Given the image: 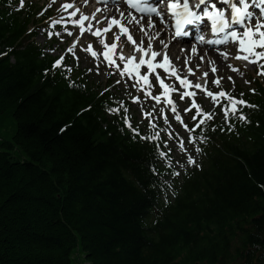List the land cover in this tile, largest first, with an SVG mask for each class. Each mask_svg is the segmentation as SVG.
I'll return each instance as SVG.
<instances>
[{"label": "trees", "instance_id": "trees-1", "mask_svg": "<svg viewBox=\"0 0 264 264\" xmlns=\"http://www.w3.org/2000/svg\"><path fill=\"white\" fill-rule=\"evenodd\" d=\"M34 23L0 0V264H264V89L251 123L201 132L203 165L168 198L157 145L54 69Z\"/></svg>", "mask_w": 264, "mask_h": 264}, {"label": "snow or ice", "instance_id": "snow-or-ice-1", "mask_svg": "<svg viewBox=\"0 0 264 264\" xmlns=\"http://www.w3.org/2000/svg\"><path fill=\"white\" fill-rule=\"evenodd\" d=\"M101 2L107 3V0H101ZM125 2L129 7L135 9L137 12L147 14L155 13L156 16L160 17L161 20L164 19L163 15L161 14V11L157 7L151 5L148 0H125ZM221 3L224 4L226 7L220 8L215 2H211V0H196L194 5L190 3V0H183L182 3L181 0H169L167 10L172 14V19L175 22L174 36L182 37L189 35V33L185 31L186 26H198L202 24L205 19H207V21L211 22V32L217 34V36L223 34V38L206 40L205 36L201 34L197 37L198 41L201 44L206 43L209 45H221L228 43L229 40L233 42L238 41L239 49L242 53H244V55L238 56L237 59H243L253 64L260 60H264V22L258 21L254 28L249 26L253 17V12L250 11L251 7L255 6L256 8H259L261 14H264V0H253V4H249L248 0H239V3H237L236 0H221ZM201 6H204L202 12L199 11L201 9ZM20 7H24V0H21ZM73 7L74 5L71 3L63 5L64 9H71ZM79 11L80 10L77 8L76 11L71 12L69 16L75 17L77 15V12ZM122 17L123 13H121L120 20L112 18L108 24V27L103 29V32L107 33L113 28V26H119L120 32L122 34H127V40L130 41L132 44H136V41L133 39V36L129 31V28L122 23ZM88 19V16L82 15L79 20L73 19L72 23L79 24L81 30L83 31L84 22ZM132 21H135V23L137 24L141 23L140 20H137L135 17H132ZM132 21L129 22L131 23ZM57 23H62V21L53 22L52 27L55 28L57 26ZM149 24L152 27H155L154 22L149 21ZM236 26H240L243 31L241 32ZM91 27L92 25L89 24L88 29L90 30ZM141 29L143 31L142 25ZM56 34L59 35V33ZM49 35H51V33ZM95 35H101V31L97 30ZM159 35V32L155 33V38L158 39ZM151 39L152 37H149L150 41ZM116 40L119 41L120 37L117 36ZM160 43L164 45L165 48L168 47V45L163 40H161ZM104 49L105 50L103 52V57L107 61L108 65H114L117 69H119L120 66L116 63L115 59L117 43H112L110 45L105 43ZM257 49H261V51H257ZM89 50L91 51L93 57H97L99 55L96 51H92L91 49ZM136 50L142 53L143 55L139 59V62H136L135 56H132L130 59H128L127 62L124 64L123 70L121 71L122 76L126 75L128 77H135L139 82L148 85L150 88L151 84L149 81V75L141 74L142 68L146 66L149 74L157 72V69H162L164 72L169 73L171 76H175L184 88H191L193 86L190 80L186 78L182 79L178 75L177 71L172 66L170 58L166 52L163 55L162 62H157V57L160 56L161 53L153 50L151 43L147 48H145L143 46V42H141L139 45H137ZM197 50V46L193 45V47L191 48V52L193 54H196ZM67 51L72 52L73 49L69 48ZM200 58L202 60L203 56H201ZM119 59L121 61L125 60L124 55L121 54ZM63 61L64 57L61 56L60 59L55 61L53 68H61V66L63 65ZM261 69V74L264 75V64L261 65ZM71 71L72 69L70 67L67 68V72L70 73ZM212 71L216 72V68L213 67ZM189 72H191V69H189ZM204 75L207 76L208 73H204ZM157 79L159 80L160 87L163 89V95H157L155 99L157 101H160L161 99L166 98L167 104L172 106L171 111L174 114L177 113V106L174 104L172 98V93L175 89L165 83L163 79H160L159 73H157ZM229 79H231V77H229ZM69 82L70 86L76 87V85L71 81L70 77ZM220 82V79L216 78L215 84L217 86L220 85ZM201 87L202 86L199 83L195 84L196 89H200ZM204 91H206L207 97H212L213 100L218 101L221 98H226L227 102L223 104L222 111L228 123L227 130L231 131L235 129V124L232 122L233 119L239 120L244 123H251L248 117L244 114L243 108H254L258 106L252 105L242 98L236 99L227 91H219L216 94L211 91H207L206 88L204 89ZM185 96L193 97L191 102L192 107L185 109L186 112L195 109V112L191 117L192 127H189V124L185 123L180 115H176L175 119L180 123L184 131L190 133L191 135L188 137L187 141H185L183 138H180L178 135L175 137V139L179 141L178 150L180 153H183L185 155L186 164L190 166L199 167V165L197 164V160L193 154V151H189V148L186 145H191L194 150V153L203 152V148L201 147V145L207 144L208 137L202 134H198V130L202 132L205 128L210 127L211 131H216L215 127H211V122L215 119V114L212 113L210 110H202L201 105L195 100V92L185 91L182 93L180 98L183 99V97ZM107 110L110 113L118 114L121 112V106L110 107ZM123 111L126 113V115L122 117L123 122L132 131L134 137L139 136L141 140L151 141L154 147L158 144L163 143L158 131L147 136L141 135L138 128H134L132 126L129 117L127 116L128 109L124 108ZM165 120L167 121V117H165ZM151 127L153 129H156L157 125L151 124ZM220 130L224 131L225 129L221 128ZM169 136L171 137V134H169ZM170 153L171 148H168L167 150H161L159 148H156V154L158 158L163 161H166L169 169H171L173 165V161L170 158ZM180 167L184 168V165L182 164L180 165ZM152 170L155 171V169ZM171 175L178 177L180 175V172L172 171Z\"/></svg>", "mask_w": 264, "mask_h": 264}, {"label": "rangeland", "instance_id": "rangeland-1", "mask_svg": "<svg viewBox=\"0 0 264 264\" xmlns=\"http://www.w3.org/2000/svg\"><path fill=\"white\" fill-rule=\"evenodd\" d=\"M27 2L33 3L38 6L39 12L43 8V5L48 6L49 4L48 0H29ZM52 7L53 13H55L59 9L58 6L55 5ZM45 26H47L46 23H44L41 26L40 30L37 32V37L35 38L36 44L40 48H47L45 52L50 56H63V54L68 52L67 50L71 47L72 41L68 38V32L70 29L67 30V34H64V37L58 38L56 35L50 37L48 31L45 29ZM80 52V49H78V52L76 53L77 56L75 57V55H72V60L73 62H75L74 64L79 67V70L85 72V74L88 76L89 81L92 82L94 87H101L102 89L111 87V91L122 100H128L129 98L133 99V96L139 95V91H135L134 87L126 81V78L124 76L121 75V71L107 68L105 63H103L101 60H95L93 58H90L87 53ZM231 76H233L232 79H229L228 75H226L225 77L227 89L233 90L234 95L242 96L249 93V91H252L253 88H255L254 80L258 78L259 74L255 70V68L247 67L241 73H237L235 75L231 74ZM209 110L212 113H218L217 120L222 122L223 125L226 124L222 112L220 110L217 111V109L214 108L212 103H209V106L206 108L205 111ZM153 111L159 113L161 119V109L156 108L155 106L150 104L138 106L134 105L133 116L137 125L146 127L148 125V122L144 120V115L145 113L148 114L152 113ZM163 125V135H165V137H167V129H171V127H178L172 117H169L168 121H165ZM179 132L184 136V140L187 141L189 137L187 132H183L180 129ZM166 142H169V148H171L172 150L171 157L175 166V170L179 172L185 171L187 169L189 170L191 166L186 164L185 155L179 152L178 144L169 141V139H166ZM186 146L189 148V151H193V154L198 163L199 160L197 153H194V150L191 145ZM182 164L184 165V168L180 167V165ZM182 174L183 173H181V176Z\"/></svg>", "mask_w": 264, "mask_h": 264}, {"label": "bare ground", "instance_id": "bare-ground-1", "mask_svg": "<svg viewBox=\"0 0 264 264\" xmlns=\"http://www.w3.org/2000/svg\"><path fill=\"white\" fill-rule=\"evenodd\" d=\"M126 25H132L125 22ZM135 27V25H134ZM158 29V26L155 27H149L148 29V37H152L151 41H155L154 38V32ZM137 28L135 27V31ZM138 32V31H136ZM136 34V33H135ZM158 40H162L159 38ZM157 41V40H156ZM157 47V46H155ZM204 46H197V53L193 54L191 52V46L185 43V45H181L179 43L171 44L168 48V50L172 53V56L175 58H178L181 56L179 65L182 63L184 59H187L191 62V65L193 67H200L203 70L210 71V68L215 67L216 71L219 75H228L229 77L233 78L231 76L230 67L232 65H235V61H232L230 57H227V55H222L220 53H217L216 51H207L205 52L202 48ZM201 56H203V59L201 60ZM204 92V91H203Z\"/></svg>", "mask_w": 264, "mask_h": 264}]
</instances>
